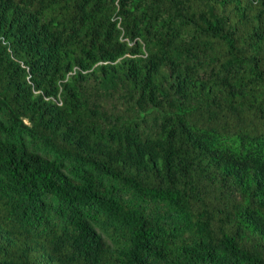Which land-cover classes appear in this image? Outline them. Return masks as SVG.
I'll return each instance as SVG.
<instances>
[{
	"label": "trees",
	"instance_id": "trees-1",
	"mask_svg": "<svg viewBox=\"0 0 264 264\" xmlns=\"http://www.w3.org/2000/svg\"><path fill=\"white\" fill-rule=\"evenodd\" d=\"M0 264H264V0H0Z\"/></svg>",
	"mask_w": 264,
	"mask_h": 264
}]
</instances>
